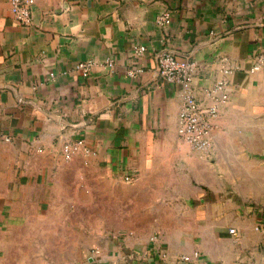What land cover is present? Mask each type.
Listing matches in <instances>:
<instances>
[{
  "label": "crops",
  "instance_id": "crops-1",
  "mask_svg": "<svg viewBox=\"0 0 264 264\" xmlns=\"http://www.w3.org/2000/svg\"><path fill=\"white\" fill-rule=\"evenodd\" d=\"M163 50L194 58L195 95L219 106L209 155L179 137ZM261 51L264 0H35L29 25L0 0V236L92 213L79 230L96 232L99 264L147 263L153 246L151 264H264ZM134 65L145 71L131 77ZM78 137L89 151L65 159Z\"/></svg>",
  "mask_w": 264,
  "mask_h": 264
},
{
  "label": "built area",
  "instance_id": "built-area-1",
  "mask_svg": "<svg viewBox=\"0 0 264 264\" xmlns=\"http://www.w3.org/2000/svg\"><path fill=\"white\" fill-rule=\"evenodd\" d=\"M11 13L15 21L21 25H29L33 22V7L35 0H8ZM172 21L171 14L164 12L158 15L157 22L162 25H168ZM147 51L146 46H140L136 49L138 56ZM157 62L160 76L171 83L180 87L182 95V106L178 118L179 137L190 144L195 150L209 155L213 146V131L216 127V119L219 116V106L217 103L205 104L200 101L193 90V78L197 68V61L189 56H182L173 50H163L157 53ZM109 64L113 65V61ZM93 62L91 60L77 64L76 69L84 76L90 74ZM145 68L142 65H134L128 70L131 77L142 74ZM226 72L230 71L225 69ZM264 72V51L255 55L251 72ZM228 79L221 78L214 92L227 94ZM216 99L219 100L216 96ZM7 140L10 137L6 138ZM89 151V145L84 137H78L65 141L63 145V157L67 160L73 158L77 153ZM130 180V176H126ZM231 233H236V228H230ZM155 240V238H153ZM162 259H168L166 252H161ZM197 252V256H198ZM179 259L190 260L188 255H181ZM150 264V263H143Z\"/></svg>",
  "mask_w": 264,
  "mask_h": 264
},
{
  "label": "rangeland",
  "instance_id": "rangeland-1",
  "mask_svg": "<svg viewBox=\"0 0 264 264\" xmlns=\"http://www.w3.org/2000/svg\"><path fill=\"white\" fill-rule=\"evenodd\" d=\"M83 221L91 227L96 222V214L82 216L73 213L43 219L42 224L52 225L46 233L28 226L23 230L6 231L5 236H0V264H99L96 263V232L85 228L79 230ZM153 238L157 236L153 235ZM82 243H88V246ZM156 248L153 246V254H149L154 262ZM121 259L124 260L123 255ZM151 260L147 263L151 264Z\"/></svg>",
  "mask_w": 264,
  "mask_h": 264
}]
</instances>
